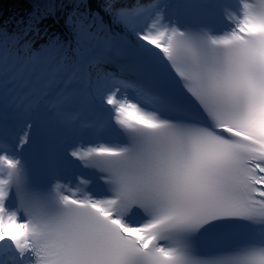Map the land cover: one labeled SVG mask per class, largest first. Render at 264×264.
<instances>
[{"label": "snow or ice", "instance_id": "1", "mask_svg": "<svg viewBox=\"0 0 264 264\" xmlns=\"http://www.w3.org/2000/svg\"><path fill=\"white\" fill-rule=\"evenodd\" d=\"M69 6L70 40L54 7L0 27V264H264V0ZM75 161L104 195L59 179Z\"/></svg>", "mask_w": 264, "mask_h": 264}, {"label": "bare ground", "instance_id": "2", "mask_svg": "<svg viewBox=\"0 0 264 264\" xmlns=\"http://www.w3.org/2000/svg\"><path fill=\"white\" fill-rule=\"evenodd\" d=\"M15 1V0H14ZM54 2H55V0H53ZM62 1V0H61ZM67 1H69V0H67ZM233 1H235V3L237 2L236 0H233ZM27 2H30L32 5H34V6H40L41 8H49V6H48V3H44V2H42V0H27ZM237 4V3H236ZM20 5H23V1H22V3L20 4ZM56 7H55V10L56 11H58L57 12V14H55L54 16H53V20H56V23L58 24V26L60 25V16H62V15H64L65 13L64 12H61L60 10H63V9H65L66 8V5H62L61 3L59 4V2H58V4L56 3ZM24 6V5H23ZM67 9L68 8H66V10H65V12L67 11ZM34 9H29L27 12H26V18H27V20L29 19V17L30 16H33L34 14ZM31 14V15H30ZM3 22H4V19H0V25L1 24H3ZM47 23H50V22H47ZM55 23H54V32H55V35H57V36H60L61 38H63V39H68V37H67V35H65V33L62 31V29L60 28V27H58ZM21 29H22V27H21ZM41 29H42V31L44 30V29H46L47 31H48V33L50 34V30H51V27L50 26H48V27H41ZM11 32V31H10ZM96 116H94V119H97L96 121H99V124H95L94 123V126L96 127V128H102V124H103V122L105 121V120H107L108 119V114H103V115H101V116H97V118H95ZM87 125H90V126H92L91 124H89V123H86V124H80V126H81V129H83V127L84 126H87ZM92 129V128H91ZM95 133H97V131H95ZM99 134H103V132H102V130L99 132ZM99 138H101L100 136H99Z\"/></svg>", "mask_w": 264, "mask_h": 264}, {"label": "rangeland", "instance_id": "3", "mask_svg": "<svg viewBox=\"0 0 264 264\" xmlns=\"http://www.w3.org/2000/svg\"><path fill=\"white\" fill-rule=\"evenodd\" d=\"M4 1H6V0H3V2ZM40 1V0H39ZM0 2H1V0H0ZM42 2H46V3H48L50 6H51V4L53 3V0H42ZM51 3V4H50ZM56 4V3H55ZM24 5V6H23ZM23 5H22V11H21V8L19 9L20 10V17H21V21H20V24L19 25H23V23L22 22H25L26 21V12L29 10V9H36L37 8V6H34V5H32L30 2H27V0H23ZM53 6H54V4H52ZM52 7V6H51ZM55 7V6H54ZM53 8V7H52ZM18 10V11H19ZM61 12H63V10H60ZM57 12L58 11H56V14H57ZM33 13V12H32ZM31 15V14H30ZM64 15H62V16H60V18H62ZM4 26V27H3ZM1 27H3V28H6L9 32L11 31H13V26L11 25V26H9V25H2ZM11 28V29H10ZM16 31H18V27L16 26Z\"/></svg>", "mask_w": 264, "mask_h": 264}, {"label": "trees", "instance_id": "4", "mask_svg": "<svg viewBox=\"0 0 264 264\" xmlns=\"http://www.w3.org/2000/svg\"><path fill=\"white\" fill-rule=\"evenodd\" d=\"M22 1L23 0H15V5L13 6V7H11L10 9H9V12H11V11H17L18 10V8H19V6H20V4L22 3ZM65 1H67V0H65ZM41 14H43V12H41ZM16 17H18V15L14 12L12 15H11V18H9V20H12V19H14V18H16Z\"/></svg>", "mask_w": 264, "mask_h": 264}]
</instances>
